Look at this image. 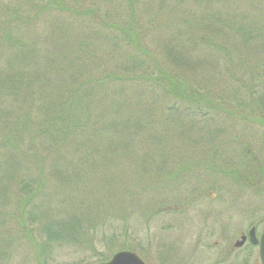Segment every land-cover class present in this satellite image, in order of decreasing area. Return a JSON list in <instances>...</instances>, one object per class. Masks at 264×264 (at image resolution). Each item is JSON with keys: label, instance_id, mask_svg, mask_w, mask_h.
<instances>
[{"label": "rangeland", "instance_id": "rangeland-1", "mask_svg": "<svg viewBox=\"0 0 264 264\" xmlns=\"http://www.w3.org/2000/svg\"><path fill=\"white\" fill-rule=\"evenodd\" d=\"M62 109L98 133L51 138ZM251 157L264 167V0H0V264L194 263L182 206L262 205Z\"/></svg>", "mask_w": 264, "mask_h": 264}, {"label": "flooded vegetation", "instance_id": "flooded-vegetation-1", "mask_svg": "<svg viewBox=\"0 0 264 264\" xmlns=\"http://www.w3.org/2000/svg\"><path fill=\"white\" fill-rule=\"evenodd\" d=\"M192 202L195 204L182 206L184 212L191 210L196 214L185 218H198L194 247L197 259L191 264H262L260 242L264 233V201L258 206L245 205L243 210L236 209L243 205L222 199L188 201ZM190 206L194 209H189ZM234 211L243 213L241 216L248 221L242 220V225L239 220H232Z\"/></svg>", "mask_w": 264, "mask_h": 264}, {"label": "trees", "instance_id": "trees-1", "mask_svg": "<svg viewBox=\"0 0 264 264\" xmlns=\"http://www.w3.org/2000/svg\"><path fill=\"white\" fill-rule=\"evenodd\" d=\"M148 78H150L152 81L154 80V83H156L157 85H160V87L163 88V92L165 94H169L170 96L175 97V99L177 100H188L191 101L190 103L199 101V97L197 96V94L184 91V86L182 87L177 86L176 85L177 80L173 79L170 76L162 77L161 75L155 76L153 74V75H148ZM70 97L71 99L74 100L75 93L70 94ZM79 103L80 101L76 99V104L79 105ZM48 124L46 125L44 132L50 135L51 138H64L72 135H77V136L82 135L90 139L92 135L98 133L95 126L85 127L86 121L84 118V113L82 117V115L79 114L77 110L74 111L70 110L65 112V110L62 109L52 117V119L48 122ZM247 164L248 165L245 166L250 168L249 169L246 168L244 170H246L247 173L249 172V175H251L252 178H254L255 176L258 180H261L264 174V169H263L264 167L262 168L260 163H258L254 157H251L247 162ZM28 200L31 201L32 197H30V195L29 196L25 195V197L21 199L20 202L21 206H24V204L28 202ZM74 223L76 222L72 223L70 221H67L65 223H61L59 225V229L61 230V232H63L64 230L68 232L75 226ZM46 230L50 237H53L54 232H56L55 227H52V225L47 227ZM102 260H106V259L103 258Z\"/></svg>", "mask_w": 264, "mask_h": 264}, {"label": "water", "instance_id": "water-1", "mask_svg": "<svg viewBox=\"0 0 264 264\" xmlns=\"http://www.w3.org/2000/svg\"><path fill=\"white\" fill-rule=\"evenodd\" d=\"M260 259L264 264V233L260 242ZM95 264H146L144 260L134 251L120 250L114 253L108 260Z\"/></svg>", "mask_w": 264, "mask_h": 264}]
</instances>
